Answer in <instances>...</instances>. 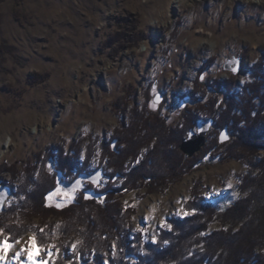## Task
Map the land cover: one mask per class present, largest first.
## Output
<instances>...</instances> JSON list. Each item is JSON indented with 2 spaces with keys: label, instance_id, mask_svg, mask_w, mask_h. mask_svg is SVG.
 <instances>
[{
  "label": "rangeland",
  "instance_id": "374dc122",
  "mask_svg": "<svg viewBox=\"0 0 264 264\" xmlns=\"http://www.w3.org/2000/svg\"><path fill=\"white\" fill-rule=\"evenodd\" d=\"M233 58L242 60L237 74L225 70ZM262 95L264 0H0V188L12 189L0 214V264H55L59 254L58 264H80L63 263L79 245L76 234L57 237L55 218L13 213L16 193L21 180L48 177L56 184L48 205L64 207L82 193L119 188L103 145L122 120L131 124L134 110L163 118L184 138L197 131L193 116L215 123L193 156L181 140L183 154L202 158L176 183L114 195L123 213L131 208L123 225L130 238L139 232L156 243L170 219L193 215L200 199L224 209L240 197L239 177L249 169L227 158V146L244 126L241 108H263ZM227 104L238 124L220 120ZM224 129L230 140L222 143ZM213 139L221 147L205 153ZM155 141L124 165L139 164ZM100 168L99 185L84 181L68 192L59 184ZM221 229L214 222L206 233Z\"/></svg>",
  "mask_w": 264,
  "mask_h": 264
},
{
  "label": "trees",
  "instance_id": "16d2710c",
  "mask_svg": "<svg viewBox=\"0 0 264 264\" xmlns=\"http://www.w3.org/2000/svg\"><path fill=\"white\" fill-rule=\"evenodd\" d=\"M258 94L260 90L249 97L250 100L259 97ZM261 99V109L255 108L250 100L249 106L241 108L244 126L236 129L235 139L227 146V158L241 160L249 167L247 173L239 177L240 197L224 209L200 199L189 208L194 210L193 215L171 218L170 229H162L156 235V243L145 241L139 232L132 235L134 239L130 238L123 225L131 208L123 213L114 195L138 188H146L149 192L166 188L193 169L202 156L188 158L179 149L184 131L168 129L163 118H151V113L144 110H134L129 125L122 120L103 145L111 151H108L109 164L118 169L117 175L122 177L119 188H107L90 193L91 196L82 193L71 204L59 207L47 203V195L56 187L52 179L45 177L38 183L21 180L16 193L19 203L13 213L21 217L55 218L59 223H54L51 229L57 237L76 234L79 245L69 256L71 260L63 263L264 264V252L255 253L256 249H264V154L257 156L258 151H264V95ZM234 109L230 104L223 109L220 120L226 126L230 120L237 124L240 121L233 116ZM197 119L193 116L191 121L195 123ZM154 139L153 149L148 148L139 164L124 165L130 155L134 163L139 148L149 147ZM218 147L221 144L213 139L203 151L208 153ZM214 222H220L223 229L206 233ZM237 226L240 228L236 229ZM100 251L107 252L106 256L100 255ZM61 255L55 264L63 258Z\"/></svg>",
  "mask_w": 264,
  "mask_h": 264
},
{
  "label": "water",
  "instance_id": "95a60500",
  "mask_svg": "<svg viewBox=\"0 0 264 264\" xmlns=\"http://www.w3.org/2000/svg\"><path fill=\"white\" fill-rule=\"evenodd\" d=\"M241 58L229 59L226 62L225 70H232L234 74H237L241 67ZM235 69V71L233 70ZM162 101V97L158 96L155 98V102L158 104ZM215 123L214 118H199L197 120V131L191 129L188 135L182 140L180 149L188 156H193L199 152L206 144V136L210 129ZM230 140V134L227 129H224L223 134L220 136V142H226ZM104 177V170L98 169L93 174H80L73 182L60 181V186L71 192L82 187L84 181H88L94 185L101 184L102 178ZM12 189L8 185H4L0 188V214L4 211L5 203L11 196Z\"/></svg>",
  "mask_w": 264,
  "mask_h": 264
},
{
  "label": "bare ground",
  "instance_id": "6f19581e",
  "mask_svg": "<svg viewBox=\"0 0 264 264\" xmlns=\"http://www.w3.org/2000/svg\"><path fill=\"white\" fill-rule=\"evenodd\" d=\"M209 25H212V24H211V22H210V24H209ZM209 25H208V26H209ZM187 238H188V237H187Z\"/></svg>",
  "mask_w": 264,
  "mask_h": 264
},
{
  "label": "snow or ice",
  "instance_id": "6c2138e0",
  "mask_svg": "<svg viewBox=\"0 0 264 264\" xmlns=\"http://www.w3.org/2000/svg\"><path fill=\"white\" fill-rule=\"evenodd\" d=\"M235 71V69H233ZM0 259H2V257H0Z\"/></svg>",
  "mask_w": 264,
  "mask_h": 264
}]
</instances>
